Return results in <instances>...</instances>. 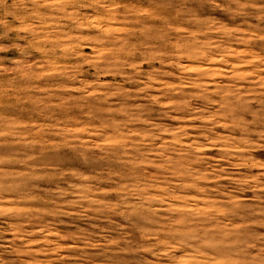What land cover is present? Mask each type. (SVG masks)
<instances>
[{
  "label": "rangeland",
  "instance_id": "rangeland-1",
  "mask_svg": "<svg viewBox=\"0 0 264 264\" xmlns=\"http://www.w3.org/2000/svg\"><path fill=\"white\" fill-rule=\"evenodd\" d=\"M0 264H264V0H0Z\"/></svg>",
  "mask_w": 264,
  "mask_h": 264
},
{
  "label": "bare ground",
  "instance_id": "bare-ground-1",
  "mask_svg": "<svg viewBox=\"0 0 264 264\" xmlns=\"http://www.w3.org/2000/svg\"><path fill=\"white\" fill-rule=\"evenodd\" d=\"M106 20V19H105ZM100 23V22H99Z\"/></svg>",
  "mask_w": 264,
  "mask_h": 264
}]
</instances>
